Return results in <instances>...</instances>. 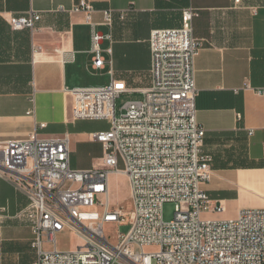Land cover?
Returning a JSON list of instances; mask_svg holds the SVG:
<instances>
[{
  "label": "built area",
  "instance_id": "built-area-1",
  "mask_svg": "<svg viewBox=\"0 0 264 264\" xmlns=\"http://www.w3.org/2000/svg\"><path fill=\"white\" fill-rule=\"evenodd\" d=\"M94 11L86 1L71 10L84 13L87 24ZM198 16L189 9L180 29L151 33V86L141 101L125 104L120 115L116 103L127 91L122 81L66 92L74 121L110 125L108 131L91 136L103 148L96 167H71L68 135L33 134L27 140L0 142V179L28 199L17 218L26 220L34 235L33 264H264V209L243 210L225 221L203 218L225 209L215 206L203 190L213 178V159L203 150L205 131L197 121L195 62L201 44L193 35V20ZM40 20V14L30 11L7 21L15 31L33 32ZM104 22L112 25L111 12H104ZM102 40L92 25L95 70L104 66ZM114 173L128 178V214L111 204L109 179ZM166 203L175 204L170 222L163 220ZM127 220L129 231L111 240L106 228ZM64 233L81 244L60 251L59 236Z\"/></svg>",
  "mask_w": 264,
  "mask_h": 264
},
{
  "label": "crops",
  "instance_id": "crops-1",
  "mask_svg": "<svg viewBox=\"0 0 264 264\" xmlns=\"http://www.w3.org/2000/svg\"><path fill=\"white\" fill-rule=\"evenodd\" d=\"M82 1L94 7L91 24L103 36L99 70L89 68L95 56L92 25L84 13L71 12ZM189 9L199 15L193 20L201 44L195 62L197 121L205 131L203 150L213 159V178L203 190L224 207L216 215L221 221L264 209V0H0V142L68 135L71 167H96L103 148L91 136L110 125L74 121L66 92L117 80L127 88L121 97L141 101L151 86V33L180 29ZM30 11L41 16L36 29L13 30L9 17ZM107 11L111 26L104 22ZM27 205L25 194L0 179L1 264L36 259L34 235L17 218Z\"/></svg>",
  "mask_w": 264,
  "mask_h": 264
},
{
  "label": "rangeland",
  "instance_id": "rangeland-1",
  "mask_svg": "<svg viewBox=\"0 0 264 264\" xmlns=\"http://www.w3.org/2000/svg\"><path fill=\"white\" fill-rule=\"evenodd\" d=\"M92 65L93 63L91 65L89 64V68H92ZM130 101H132V99L126 95L122 96L117 100L116 108L118 115H120V111L122 107ZM119 169L121 170L124 169V164L121 161L119 162ZM110 177H111L110 178L111 204L114 207H116V209L121 208L123 212L128 214L132 209V202L130 200V185L128 182V178L121 173H114ZM174 214H175V204L174 203L164 204L163 220L165 222L172 221L174 219ZM203 218H206V220H218L216 219V215L204 214ZM129 229L130 226L128 225V220H127V222L122 223L121 225L108 226L106 228V232L109 236H111V240H113L116 233L125 234L129 231ZM80 244L81 241L76 236L70 233H64L59 236L58 249L62 252L73 251Z\"/></svg>",
  "mask_w": 264,
  "mask_h": 264
}]
</instances>
